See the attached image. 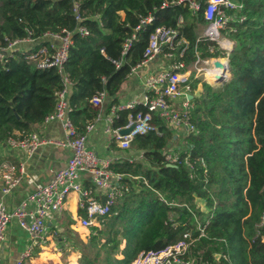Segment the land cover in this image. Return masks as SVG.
Returning a JSON list of instances; mask_svg holds the SVG:
<instances>
[{"label":"trees","instance_id":"trees-1","mask_svg":"<svg viewBox=\"0 0 264 264\" xmlns=\"http://www.w3.org/2000/svg\"><path fill=\"white\" fill-rule=\"evenodd\" d=\"M75 1L84 17L80 22ZM177 1L0 0L2 44L6 38H25L30 31L36 40L48 32L72 33L66 71L72 81L70 118L80 134L99 114L91 102L94 95L106 90L111 105L116 104L131 68L142 61L158 27L177 31L176 60L187 68L209 58L229 60L231 76L222 84L196 80L191 85L195 89L202 83L203 88L192 99L191 119L198 131L187 135L186 148L180 151L191 153L195 170L184 162H165L174 134L164 120L155 118L160 133L137 134L131 145L143 151L150 166L113 162V169L141 178L126 179L129 192L101 227L92 228L77 264H131L143 252L176 243L189 228L196 234L195 216L210 218L208 236L192 248L198 264L214 260L215 253L227 256L217 264H264V0H240L243 8L222 31L233 43L229 51L199 35L208 25L205 0H199L197 13ZM79 26L89 34L83 36ZM42 47L53 52L42 40L34 49H18L0 61V141L33 132L55 109L62 77L56 67H39V55L31 57ZM140 110L147 107L139 104L118 111L113 127L126 126L129 115Z\"/></svg>","mask_w":264,"mask_h":264},{"label":"built area","instance_id":"built-area-1","mask_svg":"<svg viewBox=\"0 0 264 264\" xmlns=\"http://www.w3.org/2000/svg\"><path fill=\"white\" fill-rule=\"evenodd\" d=\"M177 2L188 5L193 13H197L201 8L199 0H178ZM174 3L175 1L172 2V4ZM243 5L240 0H205L204 17L208 21V25L204 30V36L219 41L223 29L236 17L234 12L241 10ZM74 12L76 20L79 22L84 20L80 13V4L77 1L74 2ZM151 19L150 16L146 20L150 21ZM78 30L83 36L89 34V30L84 26H79ZM176 32V30L165 26L158 27L150 37L142 61L133 66L128 74V77L133 76L138 70L161 55L172 61L170 68L156 70L145 77L143 100L112 104L110 107V114L106 116V131L114 136L122 149H129L137 134H144L149 131L160 133L159 125L154 121L155 118L164 120L172 130L184 128L188 133L198 131L191 119L194 103L187 95L192 90V86L188 84L190 72H183L186 69L185 64L176 60L177 45L174 43ZM45 35L52 36L59 44L57 46L51 45L53 52H49L47 47H42L36 55L33 54L31 57L40 56L39 67H56L62 77V87L56 92L55 109L45 117L44 123L60 121L66 130L67 141L46 140L36 131L23 136H9L5 141L11 148L24 149L30 155L46 142L68 145L72 149V155L67 164L54 173L50 181L36 185L35 191L29 197V201L36 203L33 210H27L28 200L15 209L9 210L0 199V245L5 240L7 228L14 217L18 218L21 227L28 232L32 240L17 264H24V261L31 256L34 243H46L49 231L48 222L55 214L64 211L67 199L71 194L79 195V207L84 211V215L80 218L81 226L87 229L98 228L104 224V217L111 212L117 201L129 192L130 185L126 179L141 178L131 173H123L113 169V159L102 156L87 145L88 134L95 129V123L103 116L105 104L109 100L106 90L98 92L91 100L92 104L99 109L96 119L87 125L83 134L78 133L70 118L72 108L69 95L72 81L66 71V62L73 44L72 33L63 30L59 33L48 32ZM135 37L134 34L131 39L126 41L124 53ZM5 40L6 44L0 43V61L3 62L23 43L33 42L36 39L30 31L25 38L13 40L6 38ZM166 47L169 50L167 52L165 51ZM204 61L208 62V59ZM115 63L118 66L121 65L120 60H116ZM181 84H184L183 89L180 87ZM179 98H182V102L177 105L175 100ZM139 104L147 107V111L140 110L135 115L130 114L129 123L124 127H113L114 118L118 111L134 109ZM129 127H132L130 133L121 134V131ZM183 156L186 157L182 159ZM191 156L189 151L182 154L179 149L171 148L165 155V162L169 165L184 162L190 170H195ZM3 170L5 172L3 174L2 193L8 194L21 182L25 170L21 167L20 173L16 174L14 168L8 164L3 165ZM82 174L88 175L89 185L82 181ZM190 174L191 177H194L193 172ZM159 196L162 201L169 204L163 195L159 193ZM28 215L32 217L30 222L27 220ZM209 223L210 218L201 220L195 216L196 234L192 228H189L176 243L161 250L143 252L131 264H198V260L192 256V248L201 238L208 236L207 227ZM222 256L227 257L215 253L214 260L207 261L205 264H217Z\"/></svg>","mask_w":264,"mask_h":264},{"label":"crops","instance_id":"crops-1","mask_svg":"<svg viewBox=\"0 0 264 264\" xmlns=\"http://www.w3.org/2000/svg\"><path fill=\"white\" fill-rule=\"evenodd\" d=\"M205 27H201L199 35H204ZM46 41L50 45L57 46L59 42L50 35H44L42 39L33 42L23 43L19 50L29 51L34 49L41 41ZM221 60L216 58H209L207 64H213L212 68L206 70L205 76L208 77V72L212 70L218 71L215 66V61ZM223 63L225 61H222ZM172 61L164 55L159 56L157 59L151 61L149 64L142 67L123 84L121 90L117 95L116 104L127 103L133 100L142 101L145 96L144 79L145 77L156 70L170 68ZM185 73L190 72V68L185 67ZM200 75H195L200 81H208L206 78H200ZM212 84L213 79L209 76ZM214 78V77H213ZM194 79H191L188 84L192 85ZM202 83H199L195 89L192 88L189 98L200 94L202 91ZM198 92V94H197ZM111 99L106 102L104 113L101 119L95 123V129L88 134L87 145L97 151L104 157L111 158L115 161H140L145 163L143 151L137 149L135 146L129 149H122L119 143L115 140L114 136L106 131L108 106L111 105ZM182 102V98L175 100V104ZM39 132L40 135L46 140L53 141H67V133L60 121H52L44 123V121L33 127V132ZM174 139L171 148H186V138L189 133L184 128L172 130ZM18 135V134H17ZM16 136V135H15ZM182 136H185L184 138ZM0 141V199L9 210H13L20 206L35 191L37 184H45L52 179L54 173L64 167L72 155V149L68 145H58L51 142L41 144L35 152L30 155L24 149L11 148L5 141ZM182 144V146H180ZM184 148V149H183ZM8 164L13 167L16 174L20 173L21 167L25 170L21 182L8 194L2 193L4 185L3 165ZM126 173V172H123ZM88 175L82 174V181L89 185L87 180ZM36 207L34 201H29L27 210H33ZM81 208L79 207V195L76 193L71 194L66 203L63 212L55 214L48 222V237L46 243H34L32 254L24 261V264H77L81 256V245L83 242L88 241V236L92 229L82 227L80 224ZM27 220H32L31 216H27ZM32 243L28 232L21 227L18 218L14 217L6 232V238L0 245V264H17L22 253Z\"/></svg>","mask_w":264,"mask_h":264},{"label":"rangeland","instance_id":"rangeland-1","mask_svg":"<svg viewBox=\"0 0 264 264\" xmlns=\"http://www.w3.org/2000/svg\"><path fill=\"white\" fill-rule=\"evenodd\" d=\"M218 42H219L220 46L223 49L227 50V51H229L231 49L232 45H233L232 41L228 37H226L225 35H223V36L221 35V37H220V39H219ZM219 58L221 59L220 61H225L224 63H226L227 61H229L227 57H218L217 59H219ZM212 66H213V64H207L206 62H201L198 65L197 64H193L192 66H190L189 68H190L191 79H194L193 83L196 80H198L197 78H195V75H200L199 76L200 78H206V79H208V81H211L210 78H208V77L205 76V73H206V70L208 68H212ZM180 87H181V89H183L184 88V84H181ZM197 94H198V92H197ZM182 137L184 138L185 136H182ZM180 146H182V144H180ZM178 149L179 150H182V148H178ZM144 164L146 166H150V164L146 161V159H145V163Z\"/></svg>","mask_w":264,"mask_h":264},{"label":"water","instance_id":"water-1","mask_svg":"<svg viewBox=\"0 0 264 264\" xmlns=\"http://www.w3.org/2000/svg\"><path fill=\"white\" fill-rule=\"evenodd\" d=\"M215 66L218 69V73L215 74L213 78V82L216 85H220L226 80H228L231 76V69H230L229 61H227V63L225 64L222 61L217 60L215 61ZM131 131H132V127H129L121 131V134H128Z\"/></svg>","mask_w":264,"mask_h":264},{"label":"bare ground","instance_id":"bare-ground-1","mask_svg":"<svg viewBox=\"0 0 264 264\" xmlns=\"http://www.w3.org/2000/svg\"><path fill=\"white\" fill-rule=\"evenodd\" d=\"M224 42H225V41H224ZM229 44H230V43H229ZM228 47H229V46H228ZM216 59H217V58H216ZM226 63H227V62H226ZM226 63H225V64H226ZM210 69H211V68H210ZM216 73H217L216 70H212V72H211V71L208 72V74H209V76H210L211 78H213V77L215 76ZM209 76H208V77H209ZM210 80H211V79H210Z\"/></svg>","mask_w":264,"mask_h":264}]
</instances>
